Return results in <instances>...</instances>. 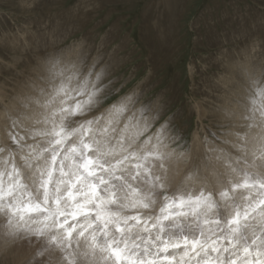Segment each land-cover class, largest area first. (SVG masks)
<instances>
[{"label":"snow or ice","instance_id":"snow-or-ice-1","mask_svg":"<svg viewBox=\"0 0 264 264\" xmlns=\"http://www.w3.org/2000/svg\"><path fill=\"white\" fill-rule=\"evenodd\" d=\"M92 75L54 61L41 98L21 105L42 109L24 136L16 129L31 117L6 112L21 155L0 157V234L41 242L37 256L54 247L62 264H264V172L237 156L221 190L169 193L167 149L180 137L165 124L141 139L156 117L146 108L129 115L131 97L85 118L103 102V74ZM243 107L245 127L264 129L259 82ZM252 156L264 161V136Z\"/></svg>","mask_w":264,"mask_h":264},{"label":"rangeland","instance_id":"rangeland-1","mask_svg":"<svg viewBox=\"0 0 264 264\" xmlns=\"http://www.w3.org/2000/svg\"><path fill=\"white\" fill-rule=\"evenodd\" d=\"M41 56L74 64L84 75L91 71L92 80L103 74V102L85 118L131 97L129 115L139 116L146 108L150 118L156 117L141 139L169 125L171 135L180 137L169 149L176 159L181 156L166 183L169 193L181 185L185 192L221 190L228 180L224 172L233 175L226 162L237 156L246 155L254 165L250 171L264 172V161L252 156L260 138L254 140L250 131L258 133V127L248 129L238 115L216 114L209 103L219 98L216 104L226 109L225 90H236L240 74L251 82L264 80V0H0V112L19 97L18 91L25 93L30 81L40 80ZM3 118L0 113L1 124ZM4 125L0 157L14 149L19 163L21 153L10 137L4 139L10 122ZM212 153L224 162L212 160ZM215 165L216 174H209ZM212 175L218 177L217 188L199 183ZM41 247L35 239L29 244L0 234V264H62L54 247L37 256Z\"/></svg>","mask_w":264,"mask_h":264},{"label":"bare ground","instance_id":"bare-ground-1","mask_svg":"<svg viewBox=\"0 0 264 264\" xmlns=\"http://www.w3.org/2000/svg\"><path fill=\"white\" fill-rule=\"evenodd\" d=\"M42 55V54H41ZM43 56H41L40 58V63L38 64V66L36 65V71H37V74H38V72L40 73V75H41V77H40V75L38 76V78L40 77V80H38V81H36V82H32V81H30V83H31V85L29 86V87H25L24 88V86H23V82H22V85L21 86H23V88H24V92L25 93H23V94H21L20 93V91H18L19 92V94H18V92H17V96H19V97H16L15 99H13V100H9L8 102L9 103H13V104H10L9 105V107L8 108H6L5 109V107H3V109H2V112H0L3 116H5V119L3 118V123L6 125V123H9V121L6 119V112L7 113H12V114H15L16 112H18V111H26L27 112V114H28V116L29 117H31L30 119H26V120H23L22 122H21V124L20 125H25L24 126V128H21V127H23V126H21V127H18L17 128V130H19L20 131V136H24L25 135V133H26V130H28V129H30V128H33V127H37L38 125H36L35 124V121L36 120H39L40 119V114H41V112H42V109L38 106V105H36L35 103H32V104H30V106H29V108L28 109H24V108H22L21 107V105H22V103H25V102H28V100H29V98H41L40 97V90L41 89H47V87H48V84H47V78H48V71H49V68L48 67H46V63L45 62H49V63H53L54 61H55V58H54V61L53 60H49V61H47L45 58H42ZM61 58V57H60ZM37 59H39V58H37ZM57 59H59V57L57 58ZM59 60H61V59H59ZM34 61V60H33ZM38 61V62H39ZM35 63V62H34ZM64 63V62H63ZM30 64V63H29ZM32 65V64H31ZM68 65H71V63H65V64H63V65H61V66H68ZM29 67H31V66H29ZM32 68V67H31ZM30 68V69H31ZM48 68V69H47ZM243 69H244V67H243ZM31 71V70H30ZM31 72H33V71H31ZM241 72H244V70H242ZM250 72H248V74H249ZM30 74V73H29ZM33 74V73H32ZM241 76H243V75H239V78H238V81H237V88H236V90H232V89H227V90H225L226 91V93L227 94H229V95H227V96H225L226 98H225V100H226V102H227V104H226V109H223V110H221L219 107H218V105L216 104L220 99L219 98H216L215 97V99H209V103L211 104L210 106H212V107H214V110H217L215 113L216 114H219L220 113V115H222V113H225V114H227V115H231V114H234V117L236 116V115H238V117H242V115H243V113H244V107H243V105H244V102H245V97L248 95V91H249V89L251 88V86H252V82H251V80L253 79V78H250V77H241ZM33 78V77H32ZM31 78V79H32ZM36 79H37V77H36ZM22 80V79H21ZM20 80V81H21ZM253 81H257L256 80V78H254V80ZM257 82H259V84H260V86H262V87H264V83H262V82H264V80H262V81H259V79H258V81ZM24 85H25V83H24ZM27 86V85H26ZM13 87H16V86H12V88L11 89H13ZM226 87H228L227 85H226ZM22 88V87H21ZM22 88V89H23ZM15 90H17V87L15 88ZM15 90H13V91H15ZM18 90H20L19 89V87H18ZM6 91V90H5ZM4 90H2V93H5L6 95H7V92H5ZM8 91H9V89H8ZM15 92V93H16ZM14 93V92H13ZM13 93H11L10 92V94H13ZM9 95V94H8ZM5 95L1 98V100L4 98L5 99ZM8 103V104H9ZM14 104H17L18 105V107H16ZM232 106H236V108H232ZM237 117V116H236ZM230 118H232V117H230ZM2 123V124H3ZM1 123H0V125H2ZM4 125V126H5ZM6 126H8V125H6ZM5 126V127H6ZM5 127H3L4 129H5ZM7 129V128H6ZM5 129V130H6ZM249 129V128H248ZM4 130V131H5ZM8 130V131H7ZM6 131V136L7 137H5L4 139L5 140H7V138L9 137L8 135H9V131H10V126L8 127V129H7ZM16 130V131H17ZM0 134L2 135V138H3V136H5V134H4V132H3V130H0ZM4 134V135H3ZM250 136L255 140L256 138H261L262 136H264V129H262V128H260V127H258V133H255L254 132V130L252 129L251 131H250ZM31 139V138H30ZM30 139H28L29 140V144H32V143H34V142H37V141H32V139H31V141H30ZM1 141H3V140H1ZM7 141H10L9 139L7 140ZM12 142V141H11ZM39 142H40V140H39ZM5 143H8V142H6L5 141ZM38 143V142H37ZM256 143V142H255ZM2 144H4V143H2ZM13 144V143H12ZM6 146V145H5ZM11 147H12V145H11ZM14 147V146H13ZM12 147V148H13ZM2 148V147H1ZM8 147H6V149H7ZM10 148V147H9ZM11 149V148H10ZM10 149H8V150H10ZM14 150V149H13ZM12 149L10 150V151H13ZM198 150H201L200 148H197V149H194V150H192V153L193 154H195V155H197V153H198ZM167 151H170V149L168 148L167 149ZM8 152V151H7ZM207 152V151H206ZM2 154H3V152H2ZM5 154V153H4ZM16 154V153H15ZM1 155V154H0ZM7 155V154H6ZM4 157V156H3ZM177 157V156H176ZM176 157L173 155L172 156V158L168 161V166H169V172H168V177H167V182L168 181H171L172 179H173V175H174V172H175V170H174V168L175 167H177V166H179V158L181 157V156H179L177 159H176ZM196 157V156H195ZM210 157L212 158V160H214V161H219V162H224V160L223 159H218V157L220 158V154H218V153H212L211 155H210ZM195 162H199L198 160H195ZM217 165H215L214 167H211V168H213L215 171H212V172H210L209 174H216V170H217ZM228 173V170H226L225 172H224V175H225V177L228 179L229 178V174H227ZM228 175V176H227ZM212 179V180H211ZM203 177L201 178V181H199V183L200 182H202L203 183V185H204V187H206V189L207 188H210L211 186L210 185H212V184H214L215 186H213V187H216V184H217V180H218V177L217 176H214V175H212V176H207L206 178H205V182L206 183H204L203 182ZM166 182V183H167ZM201 183V184H202ZM195 184H197V183H195ZM217 188V187H216ZM211 189H212V187H211Z\"/></svg>","mask_w":264,"mask_h":264}]
</instances>
